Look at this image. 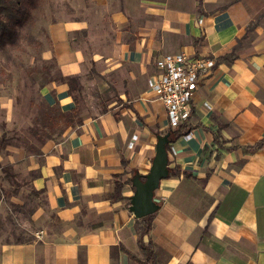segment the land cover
Here are the masks:
<instances>
[{
  "label": "crops",
  "instance_id": "1",
  "mask_svg": "<svg viewBox=\"0 0 264 264\" xmlns=\"http://www.w3.org/2000/svg\"><path fill=\"white\" fill-rule=\"evenodd\" d=\"M119 4L113 60L128 72L103 65L116 77L119 103L46 146L33 185L55 216L40 212L42 236L4 245L0 264H115L124 250L138 249L131 180L149 173L158 136L171 128L149 82L161 57L181 53L214 64L192 98L186 126L193 137L170 144L169 176L155 192L160 209L145 241L154 244L158 264H264V149H247L264 141V27L246 0ZM81 21L51 31L64 77L84 69V53L69 39L87 27ZM41 96L61 113L76 108L66 85L50 82Z\"/></svg>",
  "mask_w": 264,
  "mask_h": 264
},
{
  "label": "rangeland",
  "instance_id": "2",
  "mask_svg": "<svg viewBox=\"0 0 264 264\" xmlns=\"http://www.w3.org/2000/svg\"><path fill=\"white\" fill-rule=\"evenodd\" d=\"M98 1L35 0L30 19L17 29L14 41L0 45V253L4 245L42 236V222L37 218L40 212L42 217L55 216L45 195L34 189L36 168L41 166L48 144L62 142L70 128L80 125L77 118L49 108L41 96L51 81L62 84L51 36L54 28L81 20L87 24L69 38L73 48L85 57L79 75L83 90L77 94L79 118H95L119 103L113 101L116 77L103 65L113 63L116 72H128L127 66L113 60L120 47L113 15L120 4L119 0H107L104 8ZM246 2L256 25L264 27V0ZM121 9L126 14L124 4ZM64 46L66 42L61 43ZM67 120L73 121L72 127H66ZM138 225L141 229V223ZM132 254L136 260L125 255L115 264H141L143 251L138 248Z\"/></svg>",
  "mask_w": 264,
  "mask_h": 264
},
{
  "label": "built area",
  "instance_id": "3",
  "mask_svg": "<svg viewBox=\"0 0 264 264\" xmlns=\"http://www.w3.org/2000/svg\"><path fill=\"white\" fill-rule=\"evenodd\" d=\"M211 59L191 58L184 53L165 55L157 62L158 74L149 82L157 94L169 125L175 129L187 125L192 116V98L202 76L212 68ZM194 131L184 137L191 139Z\"/></svg>",
  "mask_w": 264,
  "mask_h": 264
},
{
  "label": "trees",
  "instance_id": "4",
  "mask_svg": "<svg viewBox=\"0 0 264 264\" xmlns=\"http://www.w3.org/2000/svg\"><path fill=\"white\" fill-rule=\"evenodd\" d=\"M35 6V0H0V45H5L7 42H13L16 36L17 29L25 25V23L31 17V9L30 7ZM59 81L68 86L69 94L72 96L76 108L70 113H62V116L74 119L77 118L78 123L82 124L84 120H81L78 116V104H79V96L82 92V86L79 76H61ZM53 82V81H51ZM73 121L67 120L66 127H72ZM187 126H181L178 128H170L166 135H169L170 143H173L177 139L183 137L188 133ZM170 145L167 147L169 151ZM249 152L254 153L258 150L264 149V141L256 144L253 147L247 148ZM132 182V180H131ZM123 188V184L117 183L116 186V199H121V190ZM154 215L141 219L139 223H141L140 234L138 237V248L143 251L144 259L141 264H158L157 252L154 247V244L149 241L146 242L145 238L149 235L152 230ZM125 253L132 259L136 260V256L132 253L124 250ZM1 254V253H0ZM83 256H80V260ZM84 264V260L81 261Z\"/></svg>",
  "mask_w": 264,
  "mask_h": 264
},
{
  "label": "water",
  "instance_id": "5",
  "mask_svg": "<svg viewBox=\"0 0 264 264\" xmlns=\"http://www.w3.org/2000/svg\"><path fill=\"white\" fill-rule=\"evenodd\" d=\"M169 135L158 136L156 156L151 169L145 176H137L132 184L135 193L131 197L129 210L136 219L141 220L156 214L160 204L155 200V192L160 188L161 182L169 176Z\"/></svg>",
  "mask_w": 264,
  "mask_h": 264
}]
</instances>
